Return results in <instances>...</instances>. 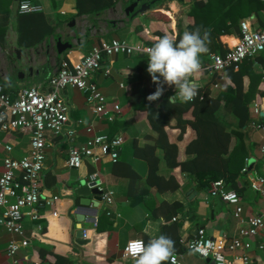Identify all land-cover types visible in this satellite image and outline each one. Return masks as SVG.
Listing matches in <instances>:
<instances>
[{"label": "crops", "instance_id": "1", "mask_svg": "<svg viewBox=\"0 0 264 264\" xmlns=\"http://www.w3.org/2000/svg\"><path fill=\"white\" fill-rule=\"evenodd\" d=\"M25 1L37 5L39 10L18 13L13 0H0V85L12 98L16 97L22 83L42 81L50 74L58 56L53 47L54 36L65 40L75 34L81 36L87 29L88 35L79 39L78 47L72 46L62 52L69 61H75L100 40L116 38L131 45L151 46L158 39L157 34L176 37L177 31L183 34L186 26L193 22L189 15L190 0H156L149 9L130 20L123 16V0H114L110 6L79 14L75 0ZM199 2L203 5L205 0ZM240 21L263 27L264 8L258 14L251 11L239 16L228 34H219L211 38V42L209 36L207 49L210 50L206 54L218 53V46L228 50L233 45L230 39L236 43ZM206 54L200 58L201 68L195 75L200 86L199 96L188 106L179 102L170 105L168 98L176 90L167 85L157 100L149 102L143 97L145 91L151 94L156 90L148 72L145 75L141 71L148 59L145 54L103 58L101 67L92 74L96 89L109 105L104 114L95 116L91 112L81 90L70 86L61 90L68 104V122L73 134L48 137L39 183V198L43 204L38 218L23 219L22 235L12 234L0 226V264L31 261L133 264L131 258L126 259L122 253L126 241L139 238L147 244L161 234L174 241V254L183 264H208L209 260L195 255L184 245L195 229L202 227L205 235L212 238L233 237L245 226L246 219L255 215H261L262 228L250 239L248 249L235 253L246 254L247 264H264V202L251 187V180L264 177V158L258 150L263 137L247 123L238 136L227 135L223 153L218 157L211 153V136L198 118L201 98L206 95L213 99L221 89L232 90L233 84L225 71L209 73L205 68ZM256 60L260 61L259 56ZM250 61L251 70L259 75L257 61ZM19 71L23 72L22 78L17 75ZM212 74H215V81H210ZM247 83L248 76L244 75L243 90ZM254 103L261 108L259 114L264 113V83L260 76L247 105L249 120ZM112 105H117L119 112L108 120ZM222 105L220 101V115L217 116L224 122L230 121L231 116ZM160 112H164L166 118L159 117ZM97 134L121 139L116 159L107 156L96 161L83 158L77 168L66 166L68 149L86 145ZM219 135V139L224 140V136ZM5 146L10 147L8 152ZM27 146L28 133L19 129L0 130V171L4 156L19 159ZM229 152L227 173L232 180L223 185L236 193L235 204L210 195L211 182L206 183V179L197 174V171L211 168L223 170L224 158ZM93 172L99 181L97 186L109 195V203L101 198L96 202L91 195L81 197L75 193L78 181L87 182L88 175ZM235 205L241 209L238 218L233 216ZM78 228L80 235L76 232ZM22 237L28 241L27 245L7 256L8 242ZM231 256L228 255L230 264H242Z\"/></svg>", "mask_w": 264, "mask_h": 264}, {"label": "built area", "instance_id": "2", "mask_svg": "<svg viewBox=\"0 0 264 264\" xmlns=\"http://www.w3.org/2000/svg\"><path fill=\"white\" fill-rule=\"evenodd\" d=\"M264 3V0H259ZM39 10V7L29 1L18 2L16 11L27 13ZM239 36L223 55L209 53L205 68L209 73H220L225 68L237 69L244 59L255 60L258 66L260 80L264 83V26H249L247 22L238 23ZM149 45H131L125 40L113 38L109 41L100 40L88 52L81 54L75 61H69L62 54L56 61L50 74L42 81L25 82L18 90L16 97L12 98L0 85V130L9 131L19 129L28 133V146L25 154L15 159L4 156L1 161L0 171V226L12 234L22 235L24 218L34 220L38 218V210L42 206L39 198L40 175L43 170L45 158V146L48 137H56L65 134L70 137L73 134L68 122V104L61 94L66 87H75L85 94V101L90 106L95 116L106 113L109 108L107 99L95 86L92 74L101 67L103 58L116 54L132 56L134 54H146ZM260 56V61L256 60ZM199 96V94H198ZM197 96V97H198ZM111 114L107 117L112 120L119 112L117 105L110 108ZM259 104H253L248 125L262 134V141L258 150L264 158V117L260 116ZM121 139L108 137L105 134L94 135L86 145L71 146L64 160L66 166L77 168L83 158L92 161L101 156H107L115 160ZM10 147L5 146V151ZM96 179V173L88 175V181ZM251 187L261 195L264 202V177L251 180ZM101 191V200L109 203L110 197ZM208 192L221 200L235 204L237 195L234 191L226 190L221 179L211 181ZM240 207L235 205L233 216L238 218ZM245 226L237 231L233 237H209L202 227H197L193 236L186 240V249L194 252L201 258H208V264H230L228 255L233 260L247 264L249 258L246 254H236L238 250L248 249L250 239L262 228L261 215L248 217ZM82 236L86 233L82 231ZM139 238L127 240L123 255L126 256L128 245ZM26 238L11 239L5 249L7 256H12L18 248L27 245ZM28 264H41L39 261H31ZM168 264H183L174 254Z\"/></svg>", "mask_w": 264, "mask_h": 264}, {"label": "trees", "instance_id": "3", "mask_svg": "<svg viewBox=\"0 0 264 264\" xmlns=\"http://www.w3.org/2000/svg\"><path fill=\"white\" fill-rule=\"evenodd\" d=\"M190 2L191 7L189 9V15L192 16L193 22L192 24L186 26V30L191 32L196 28H200L202 35L203 32L207 30L210 36V42L211 38L216 37L219 34H228L230 32V28L235 25L239 16H245L251 11L258 14V12L264 8V3L259 0H205L203 5L200 4L199 0H190ZM113 3L114 0H75V7L76 12L79 14L84 11L99 10L103 7L110 6ZM225 6H227V8H225ZM157 36L160 38L163 35L157 34ZM181 36L182 32L177 31V41ZM233 41V39L229 40L231 44ZM154 42L150 45L152 46ZM225 50L226 49H223L220 46L216 49L220 55H223ZM116 55L121 56V54ZM140 55L143 56V54ZM259 59H261L260 56ZM147 64L148 59L146 67H144L145 69L141 70L145 75H147ZM250 65V59H244L240 62L237 70L235 71H232V68L230 67L225 68L223 71H225L226 77L233 84L232 90H227L225 88L223 90L221 89L217 92L213 99L207 98L206 95L201 98L198 118L201 125H204L205 129L209 131L211 136V153L214 154V157H218L220 153H223L226 150V137L228 134L238 136L240 134V129H244L247 126L249 120L247 105L259 81V75L251 70ZM244 75L248 76L247 88L245 90H243L242 85V77ZM144 77L145 76H143V78ZM212 79L215 81V74L210 76V81H212ZM149 80H151V78ZM144 81L146 80L144 79ZM148 95L147 91H145L143 97L147 98ZM220 101L223 103L222 108H224L225 112L231 116L230 121L224 122L217 116L220 115L218 112L221 107ZM190 103L191 102L186 103V106ZM148 106L145 108H148ZM161 115L163 116L162 118H166V114H164V112H160L159 117ZM219 134L224 136V140L219 139L221 136ZM237 144L239 147L241 146L240 142ZM229 154L230 152L227 157L224 158L223 170L211 168L210 170L197 171L198 176L204 177L206 179V183H210L216 179H221L224 183L232 180L231 174L227 173ZM225 172L226 174H224Z\"/></svg>", "mask_w": 264, "mask_h": 264}, {"label": "clouds", "instance_id": "4", "mask_svg": "<svg viewBox=\"0 0 264 264\" xmlns=\"http://www.w3.org/2000/svg\"><path fill=\"white\" fill-rule=\"evenodd\" d=\"M209 33L201 34L200 28L184 31L177 41L175 36L164 35L147 49L146 71L156 84V90L147 96L148 101L157 100L164 92V86L175 88V94L168 98L170 105L177 102H192L199 94L195 75L201 68L200 57L207 52ZM128 74V73H127ZM174 241L163 234L145 244L136 240L126 248L125 258L133 264H167L174 255Z\"/></svg>", "mask_w": 264, "mask_h": 264}, {"label": "water", "instance_id": "5", "mask_svg": "<svg viewBox=\"0 0 264 264\" xmlns=\"http://www.w3.org/2000/svg\"><path fill=\"white\" fill-rule=\"evenodd\" d=\"M124 4L122 6V13L125 18V20H130L133 18L135 15L139 13H143L149 7L156 1V0H123ZM17 0H13V6L14 8L17 7ZM122 21V20H121ZM124 21V20H123ZM73 22L70 21V24ZM88 35V31L86 29L85 33L81 36H78L75 34L73 37L67 38L65 40H61L59 36H54L53 39V47L55 54L58 55L57 59L62 55V52L65 51L66 49L71 48L72 46H77L78 47V41L79 39H82ZM73 38V39H72ZM56 59V61H57ZM30 71V69H28ZM17 75L22 78L23 72L19 71L17 72ZM23 84V83H22ZM260 116L264 117V113H261ZM99 181L92 180V181H78V188L75 190V193L80 195L81 197H87L88 195H91V199L98 202L100 201L101 198V191L97 189ZM78 234H81V230L78 228L77 231ZM194 253V252H192ZM195 254V253H194ZM196 255V254H195ZM208 260V258H205Z\"/></svg>", "mask_w": 264, "mask_h": 264}, {"label": "bare ground", "instance_id": "6", "mask_svg": "<svg viewBox=\"0 0 264 264\" xmlns=\"http://www.w3.org/2000/svg\"><path fill=\"white\" fill-rule=\"evenodd\" d=\"M235 43V40L232 42V44H234Z\"/></svg>", "mask_w": 264, "mask_h": 264}]
</instances>
